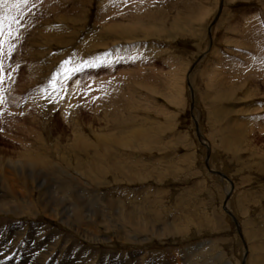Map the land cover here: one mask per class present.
<instances>
[{
	"label": "rangeland",
	"instance_id": "rangeland-1",
	"mask_svg": "<svg viewBox=\"0 0 264 264\" xmlns=\"http://www.w3.org/2000/svg\"><path fill=\"white\" fill-rule=\"evenodd\" d=\"M188 81L264 264V0H4L0 264H241Z\"/></svg>",
	"mask_w": 264,
	"mask_h": 264
},
{
	"label": "bare ground",
	"instance_id": "bare-ground-1",
	"mask_svg": "<svg viewBox=\"0 0 264 264\" xmlns=\"http://www.w3.org/2000/svg\"><path fill=\"white\" fill-rule=\"evenodd\" d=\"M222 2H224V0H222ZM220 16H221V14L219 15V18H220ZM218 21V20H217ZM217 23V22H216ZM213 24V23H212ZM212 24H211V26H212ZM216 25V24H215ZM214 25V26H215ZM213 26V27H214ZM213 27H212V29H213ZM212 29H211V38H210V34H209V38H210V41H209V48H208V51H207V53L205 54V55H203L202 57L204 58L208 53H209V51L211 50V48H212V46H213V35H212ZM203 58L201 59V61L203 60ZM200 61V62H201ZM198 62V61H197ZM196 62V63H197ZM195 63V64H196ZM191 71V70H190ZM193 71V70H192ZM191 71V72H192ZM191 75V73L189 72V74H188V77ZM188 84H190V82L188 81ZM191 90V92L193 91L192 89H190ZM193 96H195V94L193 95ZM196 102V101H195ZM191 104H192V102H191ZM192 107V106H191ZM195 107V106H194ZM193 112H194V110H193ZM199 131H200V133H201V130H200V128H199ZM195 133H196V136H198V132H197V129L195 128ZM76 141H75V143H76V145L78 144V145H80L81 146V148H83V147H85L86 145H87V139L84 137V136H82V135H78L77 136V138L75 139ZM199 140V142L202 144V146H203V148L205 149V161H206V159H207V156H209V166H210V157H211V147H208V144L203 140V137H202V135H201V140L200 139H198ZM210 144V143H209ZM210 169L212 170V171H210V173L211 174H214L215 176H218V177H220V176H226L227 177V175L223 172V171H219V170H217V169H213L211 166H210ZM219 174H221V175H219ZM221 178V177H220ZM227 178H229V177H227ZM230 179V178H229ZM222 180L223 181H225L226 183H228L229 184V189H228V193H227V195L230 197V198H228L227 199V197H226V200H227V202L226 203H224L223 202V211H225V213H226V215L227 216H229L231 219H232V221L234 222V219H236L237 220V222H238V224H240V222H239V220H238V218H237V216H236V214L232 211V209L230 208V203H231V200H232V196H233V193L235 192V183H234V181H231V183L234 185V186H232V184L231 183H229L226 179H224V178H222ZM231 180V179H230ZM230 194V195H229ZM225 200V201H226ZM227 210V211H226ZM229 212V213H228ZM235 224V223H234ZM236 226V225H235ZM240 227L242 228V226H241V224H240ZM240 232H241V234L239 233V231L237 230V233H238V235H239V238H240V241L242 240V251H243V256H242V262H241V264H243L244 263V261H245V264L249 261V256H250V248H249V244H248V242H247V240H246V236H245V232H244V230H243V228L240 230ZM32 238V237H31ZM245 240V241H244ZM247 254H249V256H247L246 257V259L244 258V256L245 255H247ZM116 261V260H115ZM66 262H67V264H68V260L67 261H65L63 264H66ZM116 264V263H115ZM226 264H230V263H226ZM247 264H249V262L247 263Z\"/></svg>",
	"mask_w": 264,
	"mask_h": 264
},
{
	"label": "water",
	"instance_id": "water-1",
	"mask_svg": "<svg viewBox=\"0 0 264 264\" xmlns=\"http://www.w3.org/2000/svg\"><path fill=\"white\" fill-rule=\"evenodd\" d=\"M222 7H223V3H222V5H221L220 14H221V12H222ZM218 19H219V15H218V17L216 18V20L213 22L212 26H211L210 29H209L210 38H211V29H212V27L216 24V22H217ZM202 58H203V57H201L200 60H199V61H198L193 67H192L191 71L196 67V65L201 61ZM191 71H190V73H191ZM188 85H189L190 89H192L191 84H188ZM192 90H193V89H192ZM193 95H194V93H193V91H192V107H191V111H192L193 119H194V121H195L196 129H197V132H198V139L201 140V133H200V131H199L200 126H199V123H198V121L196 120V118H194V112H193V110H194V106H195V103H194L195 99H194V96H193ZM206 165H207L209 171H212V170L210 169V166H209V156H207V159H206ZM219 175H221V174H219ZM220 177L226 179L228 182L231 183V180H230L229 178H227L226 176H220ZM231 184H232V183H231ZM232 186H234V185L232 184ZM229 195H230V194H229ZM228 198H230V197L227 195V199H228ZM226 202H227V200L225 201V203H226ZM226 211H227V210H226ZM228 213H229V212H228ZM234 223H235V225H236V229H237V230L239 231V233L241 234L240 230H241L242 228L240 227V224H238V222H237L236 219H234ZM247 256H248V254L245 255L244 258L246 259ZM243 264H245V261H244Z\"/></svg>",
	"mask_w": 264,
	"mask_h": 264
},
{
	"label": "snow or ice",
	"instance_id": "snow-or-ice-1",
	"mask_svg": "<svg viewBox=\"0 0 264 264\" xmlns=\"http://www.w3.org/2000/svg\"><path fill=\"white\" fill-rule=\"evenodd\" d=\"M4 3V0H0V4Z\"/></svg>",
	"mask_w": 264,
	"mask_h": 264
},
{
	"label": "crops",
	"instance_id": "crops-1",
	"mask_svg": "<svg viewBox=\"0 0 264 264\" xmlns=\"http://www.w3.org/2000/svg\"><path fill=\"white\" fill-rule=\"evenodd\" d=\"M261 263H263V261L261 260Z\"/></svg>",
	"mask_w": 264,
	"mask_h": 264
}]
</instances>
